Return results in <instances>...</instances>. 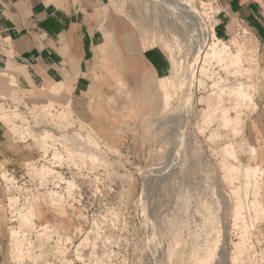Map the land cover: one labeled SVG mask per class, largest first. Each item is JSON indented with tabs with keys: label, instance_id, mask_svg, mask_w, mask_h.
I'll return each mask as SVG.
<instances>
[{
	"label": "rangeland",
	"instance_id": "obj_1",
	"mask_svg": "<svg viewBox=\"0 0 264 264\" xmlns=\"http://www.w3.org/2000/svg\"><path fill=\"white\" fill-rule=\"evenodd\" d=\"M183 1L205 11L222 38L214 0ZM112 2L117 15L130 12L146 48L158 47L167 59L162 106L157 113L124 117L108 138L66 105L46 104L18 116L16 123L0 118L15 145L12 155L0 161V248L9 251L12 264H264V157L247 136L264 72L252 43L245 35L243 43L225 40L231 52H243L236 78L218 59L202 61L208 77L197 74L189 106L195 60L190 20L154 0ZM164 85L171 95L167 108ZM237 85L249 87H244L248 97H226L228 112L220 109L204 120L206 98ZM226 115L235 123L226 126ZM58 138L63 141L54 142ZM231 146L236 159L230 157ZM45 155L38 168L60 175L46 171L26 177ZM15 180L31 190L26 218L37 228L47 226L42 233L51 237L48 247L38 238L41 252L28 259L14 256L9 247L7 199L15 194L10 188ZM242 242L244 250L235 255Z\"/></svg>",
	"mask_w": 264,
	"mask_h": 264
},
{
	"label": "crops",
	"instance_id": "obj_2",
	"mask_svg": "<svg viewBox=\"0 0 264 264\" xmlns=\"http://www.w3.org/2000/svg\"><path fill=\"white\" fill-rule=\"evenodd\" d=\"M217 2L219 35L241 43L247 36L264 72V0ZM128 13L117 15L112 0H0V91L31 104L70 106L107 138L124 117L157 113L167 59L158 47L146 48ZM262 85L247 136L263 158ZM13 148L0 123V161ZM0 264H12L3 248Z\"/></svg>",
	"mask_w": 264,
	"mask_h": 264
},
{
	"label": "bare ground",
	"instance_id": "obj_3",
	"mask_svg": "<svg viewBox=\"0 0 264 264\" xmlns=\"http://www.w3.org/2000/svg\"><path fill=\"white\" fill-rule=\"evenodd\" d=\"M156 2H160L166 6H168L169 8L172 9V11H175V13H177V16H190L191 19L195 22H197V25H199V31L198 33H194V36H193V42H192V46H193V49L192 51L194 52L195 54V60H194V63L193 65L191 66V73H192V77H191V89H190V95H189V99L188 100V104L189 106H191L192 104V99H193V96H194V92H195V89H196V85H197V74L200 72L201 76H206L208 77L207 73H208V70L206 69V66H201L200 67V64L201 62L203 61L204 65L205 63L208 61V60H215V59H218L220 63H223V65H225V70L227 69L228 70V74H231L233 75L234 78H236V76H238L241 72V69H240V66H243V60H242V57H243V52L242 51H239L237 54L235 52H231V46H228V43L225 42L224 39L222 38H218L217 36V30L214 29V28H209L207 25H206V21H205V18L207 15V13L205 14V11H200V9L197 8L196 4L193 2H189V1H183V0H154ZM182 2H185L184 4ZM179 4H182V6H179ZM179 10V11H178ZM176 15V14H175ZM208 17V16H207ZM183 20V19H182ZM202 26H201V25ZM230 28V27H229ZM205 29V30H204ZM224 29V28H223ZM215 31L216 33L213 35L214 37V41L211 42L212 40V36H211V32L212 31ZM206 31V32H205ZM232 31V30H231ZM222 32V31H221ZM231 33V32H229ZM219 34V32H218ZM230 35V34H229ZM235 53V54H234ZM217 60V61H218ZM210 61V63H211ZM212 64V63H211ZM217 64V63H216ZM212 66V65H211ZM210 66V67H211ZM208 68V67H207ZM210 69V68H209ZM211 71V70H210ZM215 74V73H214ZM213 74V75H214ZM212 78V76H211ZM218 78V77H217ZM162 82L165 81V78H163L161 80ZM199 83L202 87L203 84V79L200 78L199 80ZM205 83V82H204ZM217 84V83H216ZM219 84H217L218 86ZM184 86V83L181 84V88H183ZM220 86V85H219ZM223 87V86H222ZM235 87V86H234ZM238 87V85H237ZM246 86H243L241 85L240 87H238L237 89H234V90H231V87L229 88V90H227L226 88H221L220 90V93L219 92H215V93H212L211 95H209L207 98H206V103L208 104V110L207 111H204L203 110V117L204 120L206 119L209 120L210 118L214 117L215 115V112L219 111H222V114H224L223 112L226 111L228 112V107L226 108L224 103L226 102V97H230L234 94V96H236L237 98H242V97H248V92L250 93V91H247L246 88H248L249 90V87H246ZM219 88V87H218ZM163 89L165 90V96H164V105H165V108H167L169 105H170V100H171V95L169 94L168 91H166V86L164 85ZM226 89V90H225ZM233 89V88H232ZM217 91V89H215ZM210 92V91H209ZM216 93H219V94H216ZM216 94V95H215ZM250 96V95H249ZM250 98V97H249ZM243 99V98H242ZM245 99V98H244ZM203 101V100H201ZM236 101V100H235ZM187 105V104H186ZM239 106V104H238ZM239 108H237V111H238ZM192 110V109H191ZM225 112V113H226ZM217 114V113H216ZM228 114V113H226ZM172 116V115H171ZM191 117V116H190ZM226 117V118H225ZM223 116V121H225V125L227 126H230L229 125V122L230 124L233 123L232 122V119L226 115V116ZM165 118V117H164ZM181 118V117H180ZM201 118V120H202ZM177 119V118H176ZM157 120V119H156ZM204 120H202V122H205ZM239 120V118L237 119ZM237 120H234V121H237ZM164 121V120H163ZM167 121V120H166ZM240 121V120H239ZM169 122V121H168ZM155 123V122H154ZM187 123V122H186ZM235 123V122H234ZM233 123V124H234ZM237 123V122H236ZM242 124V123H241ZM240 124V125H241ZM245 124V123H244ZM165 125V124H163ZM204 125V124H203ZM224 125V124H223ZM232 125V124H231ZM238 125V123H237ZM174 126V125H173ZM239 126V125H238ZM179 127V126H178ZM242 129V128H241ZM240 129V131H242ZM177 130V129H176ZM238 130V129H237ZM236 131V129H235ZM238 133V132H237ZM232 145V144H231ZM227 152L230 150V157H234L236 154L234 153V148L232 150V146H231V149H227ZM226 150L225 153H226ZM252 150V149H251ZM229 154H225V155H229ZM224 157V156H223ZM227 158V157H226ZM235 158V157H234ZM237 158V157H236ZM235 158V159H236ZM240 163V162H239ZM230 165V164H229ZM228 165V162H227V167H230ZM241 166V165H240ZM232 167V166H231ZM229 170L231 171H234V167L231 168ZM241 168V167H240ZM253 169V168H252ZM251 170H248L249 172L251 171V173L253 172ZM256 172V171H255ZM226 173V172H225ZM235 173V172H234ZM234 173H230V174H234ZM262 173V172H261ZM228 174H229V171H228ZM227 174V175H228ZM230 176V175H229ZM232 176V175H231ZM234 176V175H233ZM254 176V175H252ZM238 177V175H237ZM239 192V191H238ZM240 196V195H239ZM238 199V198H237ZM241 202L239 200V207H241ZM255 207V206H254ZM258 210V209H257ZM240 242V241H239ZM244 242H245V239H244ZM248 242V241H247ZM246 244V243H245ZM243 242L242 243H238L236 246H235V250H234V254L237 255V254H240L244 248H245V245ZM231 258V257H230ZM234 259V258H232ZM233 261V260H232Z\"/></svg>",
	"mask_w": 264,
	"mask_h": 264
},
{
	"label": "built area",
	"instance_id": "obj_4",
	"mask_svg": "<svg viewBox=\"0 0 264 264\" xmlns=\"http://www.w3.org/2000/svg\"><path fill=\"white\" fill-rule=\"evenodd\" d=\"M214 5L216 8H219V4L217 0H214ZM177 15V13H176ZM185 16V15H184ZM184 18H187L190 20L191 23V31H193L192 37L194 36V33H198L199 25L195 24L194 21L191 19L190 16H185ZM206 25L209 28L216 29L217 24H213L210 22L209 19H206ZM188 24V21H186ZM195 25H197V28H194ZM201 28V27H200ZM216 32L213 30L211 32V42L214 41L213 35ZM193 40V38H192ZM17 97V96H16ZM15 97V98H16ZM45 105H35L27 102L24 98L17 97V100L5 95L0 91V118H6L8 120H12L14 123L18 121V116H21L25 118V114L33 113V111H37L36 108L44 107ZM29 112V113H28ZM17 118V119H16ZM11 121V122H12ZM29 123V122H28ZM29 126V125H26ZM27 129V127H25ZM60 138H58L54 142H61ZM47 158V155H45L42 159H40L37 164L31 168L29 171V174H26V177H35L38 175H43L45 172H49L50 174L60 175L56 171H48L47 169L43 168L41 166L38 168L40 161H45ZM35 164V163H34ZM13 192L15 193L11 200L7 199V214H8V222H9V230H11L10 237H9V247L10 251L14 256L23 257L25 259H28L31 255L40 254V249L36 247L35 242L36 240L42 239L43 240V246L48 247L47 240L51 237L48 235L47 232L42 233L43 231H46L45 229L47 226L37 228V225L35 224V220H32L30 218H26L25 214L23 213L25 209V205L28 204L26 202L27 197L30 198L29 192L31 191L24 185V183L21 182V180H15L10 187ZM37 232V233H36ZM31 263V262H27Z\"/></svg>",
	"mask_w": 264,
	"mask_h": 264
}]
</instances>
